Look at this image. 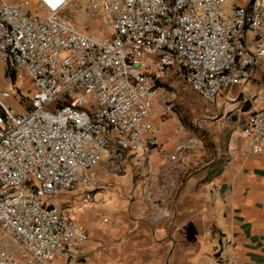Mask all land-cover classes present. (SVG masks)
I'll use <instances>...</instances> for the list:
<instances>
[{
	"label": "built area",
	"instance_id": "built-area-1",
	"mask_svg": "<svg viewBox=\"0 0 264 264\" xmlns=\"http://www.w3.org/2000/svg\"><path fill=\"white\" fill-rule=\"evenodd\" d=\"M238 1L39 0L41 15L27 0H0V63L34 86L21 111L7 102L13 83L0 88V264H64L56 259L79 252L87 228L52 199L81 192L91 204L104 155L123 160L158 145L167 121L156 106L172 110L160 78L175 70L180 90L208 103L248 82L264 64V0ZM81 10L106 18L108 35L80 25ZM244 137L247 152L264 157V96ZM196 145L183 138L177 152ZM234 250L222 236L217 264H236Z\"/></svg>",
	"mask_w": 264,
	"mask_h": 264
},
{
	"label": "crops",
	"instance_id": "crops-1",
	"mask_svg": "<svg viewBox=\"0 0 264 264\" xmlns=\"http://www.w3.org/2000/svg\"><path fill=\"white\" fill-rule=\"evenodd\" d=\"M27 1L32 14H45L39 0ZM246 39L254 47V36L248 32ZM175 72L159 82L180 85ZM8 84L0 80V88ZM165 86L158 85L159 98L172 110L156 106L157 121H167L158 145L123 160L104 155L91 172V204L83 203L81 192L55 203L89 233L77 254L57 263L217 264V241L226 235L235 242L228 254L236 264H264V157L249 154L244 137L250 115L262 106L264 64L212 103L195 92L209 105L194 129L196 147L181 154L177 146L185 133L172 115L176 95ZM28 102L12 105L21 111ZM234 143L237 153L230 152Z\"/></svg>",
	"mask_w": 264,
	"mask_h": 264
},
{
	"label": "rangeland",
	"instance_id": "rangeland-1",
	"mask_svg": "<svg viewBox=\"0 0 264 264\" xmlns=\"http://www.w3.org/2000/svg\"><path fill=\"white\" fill-rule=\"evenodd\" d=\"M95 19H90L83 11L78 14L77 22L82 25L90 27L95 32L101 35H108L109 28L107 25V19L99 16L94 17ZM0 80L2 83H8L12 81L14 86V91H12L11 97L8 98L7 102L13 104L16 101V95L19 94L23 97V102L28 100L33 95L34 86L30 83L26 76H17L13 72L12 66H5L3 70L0 69ZM159 86H165L164 83L158 82ZM180 85H168L165 86L167 90L176 95L173 101V118L177 121V126L182 127L183 133H185V138L193 137L196 134L195 126L199 123V115L202 114L206 108H208V103L204 102L201 97L195 92H182L180 91ZM64 194H60L52 199L54 203L59 202ZM220 242L217 241V247L219 248Z\"/></svg>",
	"mask_w": 264,
	"mask_h": 264
}]
</instances>
